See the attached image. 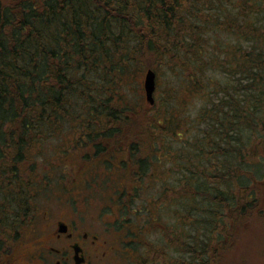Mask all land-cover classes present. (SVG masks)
<instances>
[{
	"label": "trees",
	"instance_id": "16d2710c",
	"mask_svg": "<svg viewBox=\"0 0 264 264\" xmlns=\"http://www.w3.org/2000/svg\"><path fill=\"white\" fill-rule=\"evenodd\" d=\"M210 32L220 37L211 59ZM225 32L236 42L224 43ZM158 64L179 68L197 94L205 93L207 68L229 76L214 92L220 97L206 92L205 130L181 165L189 175L163 187L174 193L170 206L181 205L174 228L181 241L189 235L181 247L188 264H220L230 226L256 204L248 200L260 181L254 175H264V0H0V254L3 234L17 236L13 228L50 185L39 159L63 129L75 131L61 162L76 147L107 172L119 164L130 181L150 177L154 149L143 154L140 144H157L153 127L172 130L176 94L151 115L128 81Z\"/></svg>",
	"mask_w": 264,
	"mask_h": 264
},
{
	"label": "rangeland",
	"instance_id": "374dc122",
	"mask_svg": "<svg viewBox=\"0 0 264 264\" xmlns=\"http://www.w3.org/2000/svg\"><path fill=\"white\" fill-rule=\"evenodd\" d=\"M217 39H220L219 35L213 32H210L206 35V38H204V40H206L204 41V43L206 42L205 48H207L205 50V56L210 57V59L213 56L210 52L212 50L211 47L216 45ZM222 40H224V43L229 41L233 44L236 42V39L233 36H229L226 32L222 33ZM243 45L247 47L250 46V43H245ZM218 52L221 54L220 50ZM221 59L222 57H220V60ZM224 60L225 58L221 61ZM146 70L147 67L139 71L128 81L131 82L129 87L131 89L130 95L133 100L138 103L139 109L142 107L145 111H152L151 115H154V112L159 110L157 112L159 114L160 110H162V102L173 96L170 91L173 90L176 94L173 100L176 110L171 111L169 114L171 117L170 127L172 130L167 131L165 125H159L157 128L153 127L152 132L155 134L153 137L154 140L157 141V144H153L152 142L153 145H150L148 141L146 144H140L143 154H146L147 148H151V146H153L154 149L151 162L153 171H151L150 177L148 179H143L142 184L139 180L130 181L127 179L130 185H134V183L137 182L138 188H136L133 193H129L128 198L124 199L126 207L120 212L119 196L121 195L120 189L122 186L120 180L124 178V176L127 177L125 173L128 170L124 171L122 168L121 171L118 166L114 165L112 169H109L107 172V170L101 166V170L98 172L99 174L95 171H91L87 177V182H89L90 185L96 184L95 187L88 189L87 195L85 194L88 196L94 209L98 207V211L100 210L101 212L103 208L102 211L111 216L110 222H113L111 227L121 230V234H126V242H124V246L122 247L125 255L122 264H134L133 261L137 256L136 251L142 250L143 246L141 245H144V242L148 241L152 243L159 238L164 242L167 240L168 237L166 233H163V229L159 224L163 227L176 228L178 222H180L179 219H177L179 217L177 213L181 205L177 203L173 207L170 206L169 202L174 201V193L166 192L167 189H163V187L168 184L175 188L181 183L182 177L189 175L187 174L188 172H185V169H181V165H189L187 155L195 149L199 137L205 130L206 121L203 120V112H205L207 108L206 92L207 95L209 92H213L210 98L216 99L220 97L219 95L216 97L214 92L215 90L220 91L221 84L228 82L229 79L228 73L223 70L219 68H207L205 73L207 77V82L205 81L207 84L204 86L205 93H192L189 85L190 80L184 72L177 67L160 66V64H158L157 68L154 69L157 74V90L155 92L156 105L151 110L149 103L146 102L144 91V75ZM169 92L171 96L168 95ZM161 113L162 112H160V114ZM136 133L138 135V132ZM72 134L69 129L66 131L63 129L59 133V139H52L46 144L45 148L48 152L42 156V160H39L43 172L50 177V185L39 192L35 200V206H43L51 201H60L61 198H64L65 194H68L66 191L70 188V185L74 184L73 177L79 174L80 170L84 169L86 165L92 166L95 164V159L93 157L87 158V156L79 153L81 150L76 147L72 149L71 155L69 154L68 162L60 161L62 149L69 148L71 140H74ZM136 142L139 145L138 137ZM72 143L71 145L74 144ZM44 158L48 159L50 162L47 160L45 161ZM128 166L134 169L136 167L133 164H128ZM254 168V165H252L251 170L254 171ZM251 170L247 172H252ZM167 172L169 175L166 177L167 180H165L162 175H166ZM95 173L97 177L93 179ZM112 177L118 179V181L115 182L111 180ZM254 177L258 178L260 181L256 180L254 184H251L250 191L252 192V190H254L255 192L248 200H252L251 202L255 201L256 204L252 208H249V213L245 217L239 218L236 223L230 226L229 240H225V243L229 245L225 246L227 249H223V246H221L218 251L220 255V264H264V175H254ZM250 182L251 181H249V184ZM98 184H102L103 187ZM128 189L132 190L130 186ZM177 189L178 193L182 192L189 194L191 191L190 189L187 190L186 187ZM234 191H237V189ZM235 193L238 196L241 194V191ZM243 197L244 193L241 199H243ZM246 200L247 198L241 201ZM232 213H234V210ZM155 217H157V220ZM29 218L30 217H27L26 220L28 221ZM149 219H151L150 227L154 226L157 230H150L148 225ZM26 220H23L13 228L14 230L16 229L15 231L18 238L24 237L26 234L25 228L28 226ZM158 229L162 230L159 231ZM138 230H142V232L136 236ZM188 230H190V228ZM172 245L175 247L177 243H172ZM174 252L175 251H172V254Z\"/></svg>",
	"mask_w": 264,
	"mask_h": 264
},
{
	"label": "flooded vegetation",
	"instance_id": "af4514ba",
	"mask_svg": "<svg viewBox=\"0 0 264 264\" xmlns=\"http://www.w3.org/2000/svg\"><path fill=\"white\" fill-rule=\"evenodd\" d=\"M115 165L122 171L119 164ZM101 166L107 168L103 160L99 159L92 166L86 165L80 170L73 177L74 184L66 191L68 194L60 201L35 206L27 221L24 237L3 234L6 246L0 254V264H122L126 234L111 227V216L105 214L103 208L101 212L98 207L94 209L86 196L88 189L96 185H90L87 177L91 171L99 174ZM97 174L93 179H96ZM127 179L129 177L124 176L120 180L122 195L119 196V212L126 207L124 199L138 188L137 182L130 185ZM111 180L118 181L113 177ZM98 185L103 187L102 184ZM129 186L132 190L128 189ZM159 225L166 233L167 240L164 242L159 238L152 243L144 242L142 250L136 251L135 264H188L190 255L188 252L186 255L181 247L184 241L188 243L189 235H182L184 240L181 241L178 230ZM150 230L157 229L152 226ZM172 243L177 245L174 247ZM172 251L175 252L172 254Z\"/></svg>",
	"mask_w": 264,
	"mask_h": 264
},
{
	"label": "water",
	"instance_id": "95a60500",
	"mask_svg": "<svg viewBox=\"0 0 264 264\" xmlns=\"http://www.w3.org/2000/svg\"><path fill=\"white\" fill-rule=\"evenodd\" d=\"M14 1H19V0H14ZM156 76H157L156 72L152 68L147 69L144 76L145 97H146V101L150 105H153L155 103L154 94L156 91Z\"/></svg>",
	"mask_w": 264,
	"mask_h": 264
}]
</instances>
